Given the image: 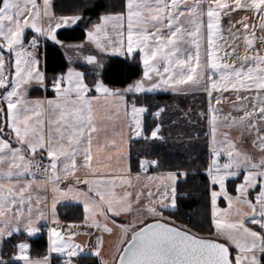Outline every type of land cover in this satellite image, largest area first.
Segmentation results:
<instances>
[{
  "label": "snow or ice",
  "instance_id": "6c2138e0",
  "mask_svg": "<svg viewBox=\"0 0 264 264\" xmlns=\"http://www.w3.org/2000/svg\"><path fill=\"white\" fill-rule=\"evenodd\" d=\"M58 7L0 0V264H53V254L59 264L88 255L99 264H264V36H255L248 15L235 19L253 13L264 31V0H123L120 11L108 0H81L68 14ZM77 29L83 39H68ZM107 57L142 66L140 75L127 82L126 69L109 67ZM157 90L207 97L206 111L196 112L209 126L206 159L192 170L204 177L197 191L207 235L165 215L189 195L180 190L189 173H151L159 159L138 155L134 163L130 147L124 151L133 138L165 140L167 106L153 112L140 100ZM177 113L172 125L197 123L192 109ZM97 119L119 121L127 133L100 144ZM65 201L82 207L80 224L61 223L57 206ZM82 227L97 229L93 248L76 242L94 235ZM42 228L47 251L34 259L27 239ZM114 229L120 236L109 262L103 233Z\"/></svg>",
  "mask_w": 264,
  "mask_h": 264
},
{
  "label": "trees",
  "instance_id": "16d2710c",
  "mask_svg": "<svg viewBox=\"0 0 264 264\" xmlns=\"http://www.w3.org/2000/svg\"><path fill=\"white\" fill-rule=\"evenodd\" d=\"M60 7L57 11H63L64 14H68L74 10L81 0H56ZM109 3L116 5L115 11H120L123 0H108ZM89 12H85V15H89ZM95 19V16H93ZM64 33L61 34V39H65ZM68 39L79 41L83 39L80 30L77 29L75 33L70 34ZM51 60V58H49ZM109 67H124L126 70L121 73V78L128 75L131 82L132 79H136L141 72L139 65L132 68H127L123 58L115 57L109 60ZM49 72L52 71L51 63L48 67ZM58 70V69H57ZM115 87L124 86L116 79L108 80ZM141 103H147L152 106V111L156 110L157 105L167 106L165 114L161 117L164 120V127L162 129V135L165 137L164 141L150 140L145 142L142 138H134L130 141V150L133 157V162L138 155H147L149 158L159 159L161 167L159 169H151V172L167 171V170H180L187 171V183H182L181 178L180 190L187 191L189 195L186 198H182L180 210L178 212H165V215H172L176 223L180 225H186L188 228L200 234H207V220L203 213L205 212V206L203 198L198 188H202V181L204 177L202 175H194L192 170L195 168H202L203 161L206 159V138L207 133L206 121L196 116L198 111H206V96L203 92H196L189 95H176L167 93H149L140 98ZM192 109L191 120L197 121L195 125L188 124L185 120H180L178 124L172 125L169 122V117L176 118L177 114H173V109ZM149 123H153V117L150 115L147 117ZM180 133H184L181 136ZM191 139V143H189ZM196 157H200L198 161L192 163ZM137 169L133 167V172ZM59 216L64 221H79L82 219V208L77 207L74 204L61 205L58 208ZM203 221V226L199 223ZM25 236H20L19 239H25ZM30 244V255L33 258H40L46 254L47 251V235L45 229L27 239ZM11 249L12 245H7ZM80 264H99L100 259L91 255L81 256Z\"/></svg>",
  "mask_w": 264,
  "mask_h": 264
},
{
  "label": "crops",
  "instance_id": "0c3cea01",
  "mask_svg": "<svg viewBox=\"0 0 264 264\" xmlns=\"http://www.w3.org/2000/svg\"><path fill=\"white\" fill-rule=\"evenodd\" d=\"M240 15H248L249 16V21L248 23L250 25H256L255 27V36L256 37H261V36H264V31H261L260 27H259V24H260V17L259 16H256L254 15L253 13H239V15L235 16V19H239V16ZM222 22H227L228 23V19L227 17H223L222 18ZM237 27H239V25H237ZM228 35V34H227ZM241 41H239V43H241ZM256 47L257 48H260V45L259 43L257 42L256 44ZM226 50H230V49H226ZM239 51L243 52V42H242V46H240L239 48ZM71 54V53H70ZM112 58H115V57H107L106 59L109 61L110 59ZM140 66V65H139ZM140 68H142V66H140ZM120 87H123V86H120ZM154 93H167V94H174L170 91L168 92H165L163 90H157L156 92ZM44 95H48V96H51L53 95L52 94H45L44 92L42 91H32L31 92V96L32 97H43ZM225 96H228L229 97V100H234L235 97L234 96H230L228 92H225L224 93ZM206 96V95H205ZM206 101H207V97H206ZM219 107L224 111V112H227L229 111V104L225 101H222L221 104L219 105ZM101 115H103V113H101ZM206 121V120H205ZM206 126H207V132H209V126L207 124V121H206ZM97 128L99 129V131L95 134L96 135V139L98 140V142L100 144H103L106 140L108 139H111L113 138V136L116 134V133H127V129L126 128H123L121 126V124L119 123V121H114V122H110V121H102L100 119H97ZM220 130L221 131H224L225 129L223 128V125L220 126ZM231 135L232 137L236 138L239 136V130L237 128H233L231 130ZM117 139H119V136H116ZM125 138L127 139V136H125ZM134 139V138H133ZM250 139V138H249ZM245 147L248 148L249 151H255L254 149H252L251 147V144L250 143H247L246 145H244ZM124 151L127 152L129 151V144H125L124 145ZM151 173H155V172H151ZM182 178V177H181ZM66 204H74L76 205L75 202H61V204H59L57 206V208H59L61 205H66ZM135 207V206H134ZM82 208V207H81ZM61 220V223L63 224H67V223H71V222H75V223H78L80 224L83 220V217L81 220L79 221H64L60 218ZM117 223H122V220H118ZM109 227H112L111 224H109ZM45 229L46 231V228H43ZM82 231H91L94 235L92 236V238L90 239L89 236L87 235H81L77 238L76 242L77 243H82V244H85L87 245L88 248H93L95 246V234L97 233V229L95 228H83L81 229ZM38 234V233H37ZM35 234V235H37ZM34 235V236H35ZM46 235H47V231H46ZM119 236H120V232H119V229H114L113 232L111 234L105 232L103 233V240H104V246H103V249L101 251V256L106 259V260H109V262H111V253L114 251V248L115 246L117 245L118 243V239H119ZM47 246H48V240H47ZM53 258H56V255L53 254ZM99 258V257H98ZM100 259V258H99Z\"/></svg>",
  "mask_w": 264,
  "mask_h": 264
},
{
  "label": "rangeland",
  "instance_id": "374dc122",
  "mask_svg": "<svg viewBox=\"0 0 264 264\" xmlns=\"http://www.w3.org/2000/svg\"><path fill=\"white\" fill-rule=\"evenodd\" d=\"M222 26H223V28L225 29V31L223 32V35L224 36H227V34H228V32H227V28H228V23L227 22H222ZM240 46H242V42L240 43ZM222 54V53H221ZM221 206L223 207V206H225L224 204H221ZM129 219H130V217H129ZM124 221L122 220V223H123ZM178 224V223H177ZM180 225V224H179ZM193 231V230H192ZM195 232V231H194ZM200 234V233H199ZM208 234V233H207ZM207 234H201V235H207ZM34 259H36V258H34Z\"/></svg>",
  "mask_w": 264,
  "mask_h": 264
},
{
  "label": "built area",
  "instance_id": "2783aa9c",
  "mask_svg": "<svg viewBox=\"0 0 264 264\" xmlns=\"http://www.w3.org/2000/svg\"><path fill=\"white\" fill-rule=\"evenodd\" d=\"M45 94H52V92L49 91L48 93ZM53 264H59V260L57 258H53Z\"/></svg>",
  "mask_w": 264,
  "mask_h": 264
}]
</instances>
